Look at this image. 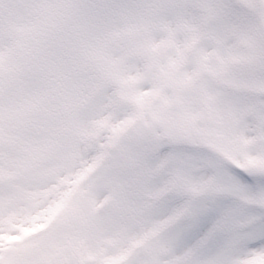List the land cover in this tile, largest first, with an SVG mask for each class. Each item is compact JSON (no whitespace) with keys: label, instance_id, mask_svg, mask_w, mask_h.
Returning <instances> with one entry per match:
<instances>
[{"label":"snow or ice","instance_id":"obj_1","mask_svg":"<svg viewBox=\"0 0 264 264\" xmlns=\"http://www.w3.org/2000/svg\"><path fill=\"white\" fill-rule=\"evenodd\" d=\"M0 264H264V0H0Z\"/></svg>","mask_w":264,"mask_h":264}]
</instances>
